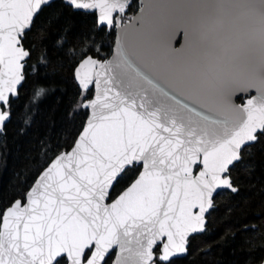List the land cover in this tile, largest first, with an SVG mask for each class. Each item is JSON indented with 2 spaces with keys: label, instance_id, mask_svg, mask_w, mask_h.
<instances>
[{
  "label": "snow or ice",
  "instance_id": "snow-or-ice-1",
  "mask_svg": "<svg viewBox=\"0 0 264 264\" xmlns=\"http://www.w3.org/2000/svg\"><path fill=\"white\" fill-rule=\"evenodd\" d=\"M53 83L71 95L0 191V264L207 257L215 197L264 152V0H0V132L28 135Z\"/></svg>",
  "mask_w": 264,
  "mask_h": 264
},
{
  "label": "trees",
  "instance_id": "trees-1",
  "mask_svg": "<svg viewBox=\"0 0 264 264\" xmlns=\"http://www.w3.org/2000/svg\"><path fill=\"white\" fill-rule=\"evenodd\" d=\"M133 2L137 4V0ZM128 14L132 15L133 12ZM52 87L56 92L41 106L28 135L20 133L22 125L15 119L7 124L6 133L0 134V191L7 190L14 182L16 173L23 170L30 142L43 133L49 123L62 118L71 91L68 90L65 96V104H58L65 85L53 83ZM24 103V100L17 102L18 113L24 112ZM254 159L256 170L250 187H246L238 197H215L217 208L209 218L210 232L206 242L199 245L200 248L211 246V252L207 257H190L194 264H203L205 260L208 264H246L249 252L257 256L249 264H259L264 258L257 254V250L264 253V152L256 151ZM249 226L256 230L244 231Z\"/></svg>",
  "mask_w": 264,
  "mask_h": 264
},
{
  "label": "water",
  "instance_id": "water-1",
  "mask_svg": "<svg viewBox=\"0 0 264 264\" xmlns=\"http://www.w3.org/2000/svg\"><path fill=\"white\" fill-rule=\"evenodd\" d=\"M139 3V0H137V4ZM137 11H138V9H137ZM134 14V13H133ZM132 14V15H133ZM113 48H114V44H113ZM253 91H255V90H253ZM256 94V92L254 93V95ZM4 132H0V134H3ZM263 226H264V220H263ZM259 264H264V258L262 259V261L259 263Z\"/></svg>",
  "mask_w": 264,
  "mask_h": 264
},
{
  "label": "flooded vegetation",
  "instance_id": "flooded-vegetation-1",
  "mask_svg": "<svg viewBox=\"0 0 264 264\" xmlns=\"http://www.w3.org/2000/svg\"><path fill=\"white\" fill-rule=\"evenodd\" d=\"M254 93H255V91L252 90L250 94L254 95ZM245 99H247V97H245ZM237 102L239 103L240 101H237Z\"/></svg>",
  "mask_w": 264,
  "mask_h": 264
}]
</instances>
